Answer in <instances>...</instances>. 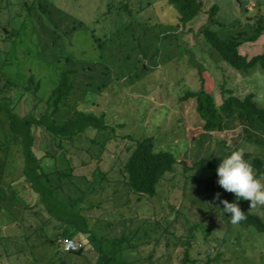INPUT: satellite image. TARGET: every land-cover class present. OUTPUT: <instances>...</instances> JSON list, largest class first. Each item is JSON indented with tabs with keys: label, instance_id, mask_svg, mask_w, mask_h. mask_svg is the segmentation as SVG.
I'll list each match as a JSON object with an SVG mask.
<instances>
[{
	"label": "rangeland",
	"instance_id": "374dc122",
	"mask_svg": "<svg viewBox=\"0 0 264 264\" xmlns=\"http://www.w3.org/2000/svg\"><path fill=\"white\" fill-rule=\"evenodd\" d=\"M203 2V13L182 27L167 0H0V100L12 102L22 115L33 108L42 113L60 72L76 70L75 90L61 106L59 120L83 110L105 114L112 127L90 131L62 148L44 130L37 131L38 151L49 154L42 161L44 172L62 200H81L82 214L95 231L96 240L75 255L63 250L62 236L56 252L44 243L54 238L55 221L27 238L39 219L37 209L28 208L37 198L20 177V147L8 122L0 119V264H107L89 251L101 237L123 235L131 238L124 254L131 264H183L187 248L195 264H264V234L232 224L219 199L199 183L203 171L195 167L206 156L239 148L264 156V143L248 131L264 134L238 118L206 131L195 100H183L188 91L204 88L218 104L231 95L252 94L264 107V70L238 72L201 34L209 25L223 38L253 36L264 0ZM214 5L219 24L211 25ZM2 29L13 37L6 39ZM241 53L264 54V32L246 42ZM4 70L25 80L35 75L39 97L6 87ZM150 137L158 150L175 153L188 168L177 164L154 198L133 193L124 170L135 140ZM7 164L16 166L13 173ZM244 201L264 218V206L250 208ZM43 215L48 219L47 211ZM75 234L68 226L66 235Z\"/></svg>",
	"mask_w": 264,
	"mask_h": 264
},
{
	"label": "trees",
	"instance_id": "16d2710c",
	"mask_svg": "<svg viewBox=\"0 0 264 264\" xmlns=\"http://www.w3.org/2000/svg\"><path fill=\"white\" fill-rule=\"evenodd\" d=\"M167 2L178 12L182 27H187L204 10L203 0H167ZM218 11L219 6L214 5L211 7L209 24H219ZM258 25L257 33L249 38H244L243 34L239 37L223 38L218 31L212 29L209 25H205L201 29V34L205 42L218 53L223 61L238 72L247 75L258 68L264 70V54L249 58L241 53V47L246 42L256 41L264 32V16L259 17ZM1 32L6 39H11L14 34L11 32L7 35L4 29ZM76 73V70L70 69L60 72L58 82L46 100L47 109L44 112L38 114L33 108L29 113L22 115L12 102L4 98L0 100V119H5L8 122V129L15 140L14 144L20 147V157L23 161L20 177L29 183L33 194L37 198V205L28 208L37 209L34 212L39 219L36 227L30 228L32 231L27 238H31L33 236L32 233L36 234L38 231H45L47 225L55 221L59 223L55 226L56 234L54 238L46 237L44 243L48 244L56 252L60 236L62 238L78 239L77 241L82 245L83 255L85 245L96 240L93 234L95 231L90 229L86 217L82 214V210L85 207L80 205L81 200L79 199L72 200L69 203L58 196L56 189L51 183L50 175L46 174L43 169L42 161L49 154L45 153L42 155L37 149V131L39 129L44 130L62 148L65 142L75 141L76 138L90 131L99 133L112 128L105 114L98 115L94 112L83 110L78 111L73 116L59 120L58 116L60 115L61 106L75 90ZM2 75L6 80L5 86L18 91L20 96L28 94L31 97H39L41 83L36 81L35 75H31L27 80H25L23 75H14L7 70H4ZM21 88L24 89L23 92H20ZM189 99L195 100L197 113L206 131L222 129L227 119L231 121L238 118L242 123H248L251 127L261 130L264 134V107L260 106L252 94L244 99L231 95L221 104H218L212 93L203 88L196 92L188 91L183 100ZM248 132L251 139L264 143V138L259 137L256 133ZM244 155L252 164L256 175L264 177V156L252 152H244ZM224 156L211 154L198 161L195 167L203 171V176L200 178L199 183L204 185L208 194L216 197V193L220 192L221 199H227L232 202L236 200L234 194L223 190L217 183L216 168L220 159ZM180 163H183L185 169H188L185 162L181 161L175 153L168 150H158L154 138L135 140V145L131 149V154L124 165L127 183L133 193L141 197L147 195L150 198H154L158 195L161 181L167 174L172 173L175 166ZM87 164V162L83 163V165ZM15 168V165H6L9 173H13ZM236 202L245 214V219L239 223L253 227L261 234H264V218L253 213L244 200ZM44 211L49 214L48 219L43 215ZM68 226L74 227L75 235H66ZM130 239L129 236L125 235L120 238L101 237L97 243L96 250L89 251L90 257L95 258V254H97L98 260L103 256L107 264H131L124 256L126 244ZM90 257L86 256L88 260ZM211 261L209 260L205 264H210ZM196 262L197 259L191 258V249L187 248L183 264H195Z\"/></svg>",
	"mask_w": 264,
	"mask_h": 264
},
{
	"label": "clouds",
	"instance_id": "9594fccd",
	"mask_svg": "<svg viewBox=\"0 0 264 264\" xmlns=\"http://www.w3.org/2000/svg\"><path fill=\"white\" fill-rule=\"evenodd\" d=\"M217 183L227 192L235 195L236 200L230 202L221 199V193H216L224 213L232 224H238L245 219L244 211L236 201L244 199L250 202V208L264 206V177L257 176L252 164L245 158L244 149L231 151L220 159L216 168Z\"/></svg>",
	"mask_w": 264,
	"mask_h": 264
},
{
	"label": "built area",
	"instance_id": "2783aa9c",
	"mask_svg": "<svg viewBox=\"0 0 264 264\" xmlns=\"http://www.w3.org/2000/svg\"><path fill=\"white\" fill-rule=\"evenodd\" d=\"M60 243L67 253H75L82 249V245L74 238H61Z\"/></svg>",
	"mask_w": 264,
	"mask_h": 264
},
{
	"label": "water",
	"instance_id": "95a60500",
	"mask_svg": "<svg viewBox=\"0 0 264 264\" xmlns=\"http://www.w3.org/2000/svg\"><path fill=\"white\" fill-rule=\"evenodd\" d=\"M82 253H83V249H81V250L78 251V252H75L74 254L81 255Z\"/></svg>",
	"mask_w": 264,
	"mask_h": 264
}]
</instances>
